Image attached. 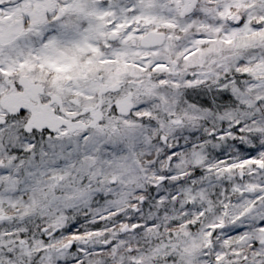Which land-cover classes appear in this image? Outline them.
Segmentation results:
<instances>
[{"label":"snow or ice","instance_id":"1","mask_svg":"<svg viewBox=\"0 0 264 264\" xmlns=\"http://www.w3.org/2000/svg\"><path fill=\"white\" fill-rule=\"evenodd\" d=\"M0 264H264V0H0Z\"/></svg>","mask_w":264,"mask_h":264}]
</instances>
